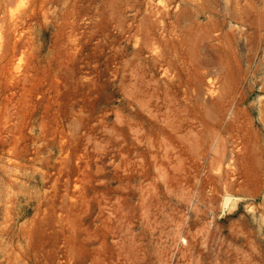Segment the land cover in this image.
<instances>
[{"label":"rangeland","instance_id":"1","mask_svg":"<svg viewBox=\"0 0 264 264\" xmlns=\"http://www.w3.org/2000/svg\"><path fill=\"white\" fill-rule=\"evenodd\" d=\"M0 264H264V0H0Z\"/></svg>","mask_w":264,"mask_h":264},{"label":"water","instance_id":"2","mask_svg":"<svg viewBox=\"0 0 264 264\" xmlns=\"http://www.w3.org/2000/svg\"><path fill=\"white\" fill-rule=\"evenodd\" d=\"M238 199V197L233 195H224L222 200V213L225 212L230 202H235Z\"/></svg>","mask_w":264,"mask_h":264},{"label":"bare ground","instance_id":"3","mask_svg":"<svg viewBox=\"0 0 264 264\" xmlns=\"http://www.w3.org/2000/svg\"><path fill=\"white\" fill-rule=\"evenodd\" d=\"M204 15V14H203ZM154 60V59H153ZM132 76H133V74H132ZM136 76V75H135ZM135 79V78H134ZM133 85V84H132Z\"/></svg>","mask_w":264,"mask_h":264}]
</instances>
